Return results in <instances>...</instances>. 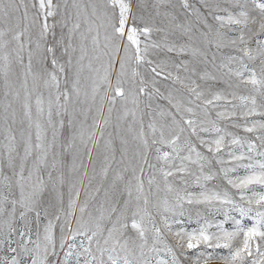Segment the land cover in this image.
<instances>
[{
    "label": "snow or ice",
    "instance_id": "obj_1",
    "mask_svg": "<svg viewBox=\"0 0 264 264\" xmlns=\"http://www.w3.org/2000/svg\"><path fill=\"white\" fill-rule=\"evenodd\" d=\"M31 9L34 11L30 16L25 0H10L7 4L0 0V77L4 97L0 100V134L5 141L0 144V218H6L0 220V229L7 226L0 242L6 243L13 254L0 260V264H25V257L30 264H72L73 257L75 264H151L149 256H159L160 243H164L171 261L160 259L157 264H185L187 260L207 264L214 256L226 264H264V191L254 190L255 185L264 186V159L254 161L252 155L264 157V151L257 152L255 142L249 141V163L243 164L240 162L244 154L237 156L229 150L231 160L248 173L231 178L229 173L235 167L224 166L221 152L226 147V137H232L233 145L241 144V139L217 125L218 120L237 115L227 110L229 96L239 99L246 109L240 116H253L259 109L264 118V0H180L179 5L173 0H32ZM24 21L28 23L22 26ZM26 35L29 47L25 64ZM197 42L199 47L195 46ZM205 46H214L217 52L226 49L229 54L216 64L215 53L208 60L207 53L200 50ZM185 53L203 56L216 71L189 70L186 61L177 63L173 58ZM93 61L101 63L103 75L93 81L89 95L82 90L81 80L85 67L99 71L93 68ZM14 64L19 71L14 70ZM170 66H183L191 75L173 78ZM141 68L149 76L152 89ZM158 77L181 84L187 79L188 98L185 100L180 90L178 95H165L155 87ZM241 86L248 89V95L237 96L236 89ZM43 88L49 90L46 119ZM157 96L167 101L166 108L157 104L153 109L151 101ZM143 97L149 102L145 103ZM17 104L22 112L20 118ZM93 106L95 114L88 123ZM236 107L232 104L233 109ZM217 108L225 110L216 111L213 119ZM78 115L83 119H77ZM54 116L60 119L54 120ZM145 117H151L148 132ZM257 124L264 130V119L253 122L252 127L245 126V130L253 132ZM209 131L215 137L205 139L201 133ZM259 139V147L264 149V134ZM101 148V181L94 185L93 177L85 185V158L91 162L93 150ZM114 163L120 167L113 169ZM214 164L220 167L214 170ZM110 171L113 177L105 188ZM221 173L227 185L237 190L239 200L227 188H207V182ZM188 177H195L194 183L201 191L188 190ZM81 189L86 199L79 205L81 215L75 217L77 227L72 230L67 218L74 215ZM102 189L103 200L95 206L98 215H94L88 211L89 199L96 200ZM161 190L172 194L175 201L170 204L164 199V213L183 208L185 203L216 206L213 202H218L216 210L223 209L225 217L233 219L235 229L228 231L221 222L216 225L217 232H209L212 225L208 221L191 232L180 229L175 233L179 238L177 254L163 240V230L148 210L149 197ZM245 200L247 207L242 203ZM253 204L256 211L251 216V226L229 216L232 210H238L241 218L247 217L253 212ZM42 213L48 218L43 239L38 233L33 240L29 217L39 222ZM61 214L66 224L54 225L53 219L59 221ZM17 217L25 222L22 230L14 226ZM160 221L165 229L172 230L163 213ZM54 227H59L58 239ZM65 227L73 239L77 235L84 237L79 249L73 251L75 245L65 243ZM14 235L20 239L14 240ZM13 243L16 247H12ZM58 248L67 249L62 259ZM216 249H227L228 253L219 255ZM188 250L196 251L189 255Z\"/></svg>",
    "mask_w": 264,
    "mask_h": 264
},
{
    "label": "rangeland",
    "instance_id": "obj_2",
    "mask_svg": "<svg viewBox=\"0 0 264 264\" xmlns=\"http://www.w3.org/2000/svg\"><path fill=\"white\" fill-rule=\"evenodd\" d=\"M4 2L7 4L10 2V0H4ZM26 3L29 4V9H30V16L31 13L34 11L33 9H31V3L32 0H25ZM82 2H86V0H82ZM135 2V0H134ZM174 3H176L177 5H179L180 0H173ZM190 3H196V0H189ZM16 3H19V0H16ZM198 6V5H197ZM21 11H23V8H21ZM28 23V21H24L23 25H26ZM29 31H31V29H29ZM101 36H103V30H101ZM25 40V51H24V56H25V64L27 63V49L29 47L28 43H27V35L24 38ZM34 46V45H33ZM196 47H199V43L197 42L195 44ZM88 48H89V55H91V42H88ZM202 52H206L207 53V57L208 60H211V57L213 55V53H215L216 55V64H219L221 62V59L224 55L229 54L228 50L226 49H222L221 51L217 52L215 47H211L208 48L207 46L203 47L200 49ZM174 59H176L177 63H180L181 61H186L187 62V67L189 68V70H191L192 68H196L198 72H201L205 69H207L208 71H212L215 72L216 70L213 69L212 65L210 63H208V60H205V58L203 56H193L191 55V53H185L183 55H180L178 57L174 56ZM84 64L87 65L88 64V59H85ZM14 70L19 71V66L18 65H13ZM93 68L94 69H98L99 71H89L87 69V67H85L84 72L82 73V80H81V86H82V90L83 91H87L89 93V95H91L92 92V86H93V81L97 79L98 76H102L103 75V68L101 67V63L97 62V61H93ZM141 73L145 75V79L149 80L148 83V88L152 89L153 85L150 82V78L149 76L145 73V69L141 68L140 69ZM168 71H170L172 73V77H176L177 75L180 76L182 79L188 77L189 75H191V72H185L184 71V67H180L179 69L170 66L168 68ZM218 75L221 73H217ZM23 79V75L21 74V80ZM192 79H196L197 83H201V81L195 77L192 76ZM115 78L113 77V82H114ZM30 81V78H29ZM188 81L187 79L184 80V84H181L179 81H174V79H168V80H163L162 78H157V82L155 84L156 88H159L161 92H163L165 95H168L169 92H171L174 96L178 95L177 90H180L181 92L184 93V99L186 100L188 98V94L185 88V84H187ZM63 77H61V88H63ZM43 91V97H44V108H45V115H44V119H46L47 117V107H48V99H49V90L46 88L42 89ZM52 92V97L54 99L55 94H56V90L55 88L51 89ZM236 94L237 96L240 95H248L249 91L248 89H245L243 86H241L239 89H236ZM3 79L2 77H0V100H3ZM81 99H83V92L81 95ZM144 100L145 103H148V99L147 97H143L142 98ZM229 101H231V103L228 104L227 110L228 111H235L237 113L236 117L228 120V119H220L217 121V125L221 128H224L227 132L229 133H233L235 136L239 137L241 139V144H236L233 145L230 143L231 138L230 136L226 137V147L224 149H222L221 155L223 157V159L225 160V167L228 168H233L235 167V171H231L229 173V176L231 178H235V177H243L245 175H247L248 173L246 172V170L243 167H240L237 165L236 161L231 160V158L227 155V152L230 150L232 152L235 153V155L240 156L241 153L244 154L245 159L243 161H241L240 163L243 164H247L249 163V160L247 159V156L249 155L248 151H247V144L249 141H254L255 144L257 145V152L259 151H264V149L260 148V139L259 137L264 134V130L259 129L258 124L256 129L253 132H247L245 130V126L246 127H252L253 126V122H259L261 121L262 118L259 115V109L257 110V113L254 114L253 116L244 118L242 116H240V113L242 111H245L246 109L241 105V101L239 99H235L233 100L231 96H229ZM97 101L99 102V96L97 97ZM259 102V101H258ZM219 104H224V101H220L218 102ZM31 104H32V110H33V115L35 117V108H36V104H35V96L32 97L31 100ZM152 107L153 109L156 108V105L159 104L162 107H167V101L160 99L158 96L154 97L151 101ZM232 104H235L237 107L235 109L232 108ZM131 106V105H130ZM15 107L18 110V118H20L22 116V112H20V108H19V104L15 105ZM55 107V105H54ZM107 104L104 105V114L107 115ZM141 107L143 108L144 105L142 104ZM225 110L224 108H217L215 110H213V119H216L215 117V112L216 111H223ZM145 111H148L147 109H145ZM95 114V106H93V110L91 113H89V119H88V123H91V116ZM115 116L116 113L113 112L112 114V118L113 121L115 120ZM59 117L54 116V120H59ZM77 119H83L82 116H77ZM151 119V117H145V131L148 132L149 130L147 129V123L149 122V120ZM233 124H239L241 125L240 127H234ZM206 127H210V125H205ZM25 127H26V123H25ZM33 135L35 134V128L33 127ZM48 135V139H51V129H48L47 132ZM202 136H204L205 139H211L215 137V133L214 132H203L201 133ZM17 137L19 138V132H17ZM5 141L3 140V135L0 134V144L4 143ZM79 141H77L78 143ZM103 143V142H102ZM119 142L117 141V144ZM167 150V149H165ZM0 151H3L2 147H0ZM98 151H102V148L99 150H93L92 153V161L88 162L87 158H85V163L87 164V171H88V177L87 178H83L84 179V184L87 185L88 183V179H91L94 177L93 179V184H99L101 181V176H100V170L101 167L103 165V158L102 156H98ZM254 156V161L255 160H261L264 159V157H260L259 155H257L256 153L252 154ZM117 160H119V153H117ZM253 161V162H254ZM154 162V161H153ZM31 163V159L29 160V164ZM70 163V160H69ZM113 169H118L120 166L117 164H113ZM220 167V165H215L214 164V170L218 169ZM83 170H81L82 172ZM113 177V172L110 171L109 172V176L108 179L106 181H104V187L107 188L109 187L110 183H111V179ZM45 178H47L45 176ZM189 180V185H188V190L189 191H193V192H199L201 191L200 187L194 183L195 177H188ZM178 183V182H177ZM79 186V185H78ZM179 187H183V185H179ZM120 187L122 188L123 185H120ZM147 188V185H146ZM207 188L209 190H214V191H223L225 188H227L230 192V194H232L237 200L240 199L237 190L231 188V186L227 185L226 180L223 178V174L221 173L219 176H217L214 180L212 181H208L207 182ZM254 190L259 192V191H264V186H260V185H255L254 186ZM0 191H2V185H0ZM63 191L65 193V204H67V199H68V186L65 185L63 188ZM248 195H251V192L247 193ZM118 196V194H117ZM119 198V196H118ZM167 198L169 200L170 204H174V197L172 194L169 193H165L163 190H161L158 193H155L154 195L150 196V203L148 206V210L149 212H151V214L153 215V217L155 218L156 222H157V226L161 227L163 230V240L173 246L174 250L177 251V254H179V250L175 248V246L177 245V243L179 242V238L175 235V233L177 231H179L180 229H184L187 232H191L194 229H198L200 227L201 224H204L205 221H208L211 223L212 227L209 228V232H217L218 229L216 227V225L220 224L221 222H223V227L228 230V231H233L235 229V223L233 221V219L230 218H226L224 215V211L223 209L221 211H217L216 210V206H218V202H213L214 205L216 206H209V205H205V204H192L189 205L187 203L184 204L183 208H179L176 207L174 212H167L164 213L163 210V201L164 199ZM86 199V193L83 189H81V194L79 197V202H78V206L75 209L74 215H71L67 218L68 221L71 222V229L75 230L77 227L76 224V220L75 217H79L81 214L79 212V205H82L84 203ZM103 200V189L101 191V193L97 196L96 200H92L89 199V207H88V211L92 212L94 215H98V212L95 211V206H98V202ZM244 204L245 207H247V201H243L242 202ZM253 208V212L247 216V217H243L241 218L238 210H232L229 213L230 217H234L236 220H241V222L246 225V226H251V216L255 215V211H256V206L255 204L252 205ZM161 213H163L164 215H166L169 219V223L171 224V228L172 230L169 232L167 229H165L163 227V224L160 221V216ZM85 219H87V215H85L84 217ZM6 218H0V220H3ZM30 220V224L28 225V227L30 228L31 231V238L33 240H36L37 238V234L39 233L40 239H43V235H44V226L47 224L48 222V218H45L43 216L42 213V217L41 220L39 222H37L35 220L34 217H29ZM53 223L54 225H61V224H66V220L63 214H61V219L59 221H55L53 219ZM14 226L18 229V230H22L25 228V222L20 220L18 217L17 219L14 221ZM150 226V225H149ZM7 231V226L5 225L3 227V229H0V241L4 240V234ZM54 235L57 237V239L60 236V232H59V227H54ZM68 228L65 227V235L68 236V239L65 241L66 244H74L75 247L73 249V251L79 249L80 246V242L81 240L84 239V237L82 236H75V238L73 239L71 235H68ZM151 236V233L149 234ZM14 240H19L20 237L18 235H14L13 236ZM85 245H87V241H84ZM149 243L151 244V240L149 241ZM12 247H16V244L13 243ZM158 247L161 249V252L159 254V256H157L156 254H151L149 256V259L151 260V264H157L158 260L160 259H164V260H168L169 262L171 261V256L164 250V243H160L158 245ZM67 249H59L58 251L61 252V256L60 259L63 258L62 253L64 251H66ZM201 250H205L203 246H201ZM207 251L211 252L212 249H206ZM189 251V255H194L196 250H188ZM216 253L219 255H227L228 250L227 249H216ZM11 255H13L12 253L8 252L7 250V244L4 242H0V260H2L4 257H10ZM182 260H184V257H181ZM25 264H30V260L25 257L24 258ZM72 264H75V258H72ZM185 264H195L194 261L192 260H187L185 261ZM200 264H204V261H201ZM207 264H226V262L222 259H218L215 258V256L213 258H209L207 260Z\"/></svg>",
    "mask_w": 264,
    "mask_h": 264
}]
</instances>
